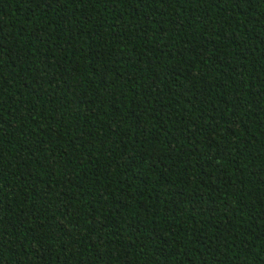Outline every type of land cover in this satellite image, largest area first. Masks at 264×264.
I'll use <instances>...</instances> for the list:
<instances>
[{
	"label": "trees",
	"instance_id": "16d2710c",
	"mask_svg": "<svg viewBox=\"0 0 264 264\" xmlns=\"http://www.w3.org/2000/svg\"><path fill=\"white\" fill-rule=\"evenodd\" d=\"M0 264H264V0H0Z\"/></svg>",
	"mask_w": 264,
	"mask_h": 264
}]
</instances>
